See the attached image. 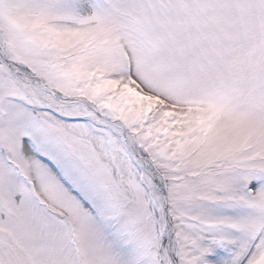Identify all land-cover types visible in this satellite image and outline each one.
<instances>
[{"label": "snow or ice", "instance_id": "1", "mask_svg": "<svg viewBox=\"0 0 264 264\" xmlns=\"http://www.w3.org/2000/svg\"><path fill=\"white\" fill-rule=\"evenodd\" d=\"M0 264H264V0H0Z\"/></svg>", "mask_w": 264, "mask_h": 264}]
</instances>
